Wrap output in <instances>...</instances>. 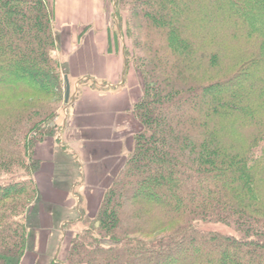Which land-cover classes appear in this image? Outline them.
<instances>
[{
  "label": "trees",
  "instance_id": "1",
  "mask_svg": "<svg viewBox=\"0 0 264 264\" xmlns=\"http://www.w3.org/2000/svg\"><path fill=\"white\" fill-rule=\"evenodd\" d=\"M115 7L139 128L64 264H264V0ZM59 38L51 0H0V264L26 254L66 98Z\"/></svg>",
  "mask_w": 264,
  "mask_h": 264
},
{
  "label": "crops",
  "instance_id": "2",
  "mask_svg": "<svg viewBox=\"0 0 264 264\" xmlns=\"http://www.w3.org/2000/svg\"><path fill=\"white\" fill-rule=\"evenodd\" d=\"M51 1L55 5V19L57 31L60 37L63 34L61 40L69 41L70 39V46H73L74 49L79 50L81 45H83V41L85 40V38L88 36L92 37V40L96 44V47L99 51L97 57L99 59L101 58L100 61L103 62L102 66L97 68L101 71V81H97V78L95 80L92 76H90L92 74L88 73L87 76L84 77L85 80L88 82L84 81L82 82V84L84 83L86 87L91 89V91L85 92L83 98H78V100H75L73 103L74 106H79L77 108V110L80 109L79 117H81V119L87 120V118L91 117L98 119L100 118L99 116L105 115L110 118L111 116L120 114L121 110L123 111V113H125L127 110L128 111L126 113L131 111L134 104L133 102L131 103L129 108L127 107L126 110L124 108L127 106L129 99L126 98L125 95H123L124 88L122 87L124 84L125 74V59L123 46L124 43L122 44V39L120 36L119 40H115V35L116 33L119 34V29L117 27L116 30L112 29V24L107 22L105 15L106 9L103 0ZM75 40L77 42H75ZM60 50L62 51L61 47H59L57 52V56L59 57V59ZM69 57L71 58L70 55ZM83 58H86L85 55L83 56ZM94 58H96V56ZM92 66L94 65L92 64ZM66 76L69 77V75ZM100 87L109 89V92L104 93L101 90L100 92L92 90V88L97 89ZM77 101H80L79 105L76 103ZM88 107H90L91 110L88 109ZM91 113H94V115H90ZM99 121L101 123H96L90 128V135L93 138L96 137V134L97 136H100V132L105 130L104 128H112L111 126L114 125L111 122L109 124H106V122L102 120ZM69 122L70 119H68L67 121L68 124L65 120L62 122L63 127L62 131H60V134L56 139L57 142L55 141L54 143H52L54 145L53 149L52 145L49 146L51 150L48 152V158H46L45 161L42 163L41 170H39L37 175V182L39 185L38 198L39 200L41 199L40 202H43V197L45 194L44 189L47 188L49 191H51L50 203H55L59 205L60 208H62L64 211L62 212V218L60 220H57L55 210L50 209L44 212L38 209V222L41 226L38 227L42 228V225L48 227L47 229L43 227L42 230L46 229L44 231L51 232V230H55L60 232V230L65 231L67 227H75L79 224L80 218H82L81 210L86 211L85 206L80 205V202H84L85 200L84 191H86L84 190L83 185V181H85V178L82 176V171L80 172V170H83L84 168L86 170V168L89 167V164H91L89 161V154L88 162L86 160L87 157H84V153H87L92 144L89 141H78L75 135L72 138V134L75 133L76 128L72 130L69 125ZM53 134H55V132H53ZM72 140H74V142L76 143H73ZM51 141V138H47V140L43 142V144L39 145V148L42 145L45 146V144H49ZM96 143L98 142L95 141V144ZM100 149L102 148L100 147ZM85 177L87 176L85 175ZM86 179H88V177ZM76 196H78L79 198L77 199ZM74 202H76V204L78 205L77 212L79 213V218H72L69 213L71 207H73V209L77 208V206H74ZM63 215H65V217H63ZM40 216H42L46 220L42 221ZM33 217H36L35 214L33 215ZM58 224L60 229H58V227L56 226ZM38 227L35 225L34 227H30L31 229H29L28 227V246L26 254L22 258L20 264H46L47 261H50L42 260V258H40L41 256L39 248H34V250L30 249L32 248L30 247V240L32 235L31 230H33L35 233L38 230ZM34 237L35 235L33 236V239ZM64 237L65 236L63 235V239ZM63 239H60L58 245L55 247L54 253L50 255V258H52L51 264H64V260L66 259L68 250L66 252V255L62 256L63 260H58L61 254L62 247H64L66 243V241L64 240L63 246L60 245ZM49 242L50 241L47 242L46 249H44V253L48 256V250L50 248V246H48Z\"/></svg>",
  "mask_w": 264,
  "mask_h": 264
},
{
  "label": "rangeland",
  "instance_id": "3",
  "mask_svg": "<svg viewBox=\"0 0 264 264\" xmlns=\"http://www.w3.org/2000/svg\"><path fill=\"white\" fill-rule=\"evenodd\" d=\"M103 3L106 9L105 15H106L107 22L112 24V29L116 30V27L119 29L118 27L119 19L117 17L115 0H103ZM122 15L124 17L126 16V14H122ZM62 36L59 38V47H61L62 49V51L60 50L59 60L61 64L63 65V68H65V70L67 71L70 77V82L72 86L71 97H70L69 104L64 103V106L61 110V116L58 120V127L54 131L55 134H53L51 137H48V138H51L52 141L49 144L48 143L45 144V146L42 145L40 148L38 147L37 153L39 155L38 156L39 158L42 157L40 159L43 163L45 159L48 158V152L51 150L49 146L52 145V149H53L54 145L52 143L56 141L57 137L60 134V131H62V127H63L62 122L65 120L67 123L68 119H70L69 125L71 129L73 130L76 128L75 133L72 134V138L75 135L78 141H82V142L89 141L92 144V146L87 151V153H84V157H87L86 158L87 161H88V154H89V161L91 164H89V167H87L86 170L85 168L83 170H80V172L82 171V176L85 178V181H83V185H84V190H86L84 191L85 200L84 202L81 201L80 205L81 206L84 205L87 216L93 218L101 205L102 197L104 195V188L108 185V182H110L111 176L115 175L119 169V166L122 165V162H123L122 159L124 157L123 155L127 153V150L130 147L129 137H131V135L134 134V132L137 131L139 127L133 115L130 114V111L126 113L128 110L125 113H123V111L121 110L120 114L111 116L110 118L105 115H104L105 117L99 116L100 118L98 119L91 117V118H87V120L81 119V117H79L80 109L77 110L79 106L78 107L74 106L73 103L75 100H78V98H83L85 92L91 91V89L86 87L85 84H82V82L85 81L84 77H86L88 73V74H92L90 76H92L95 80L97 78V81H101L102 79L101 71L97 68L101 67L103 62L100 61L101 58L99 59L97 57V55L99 54V51L96 47V44L93 42L92 37L90 36L86 37L85 40L83 41V45H81L79 50H76L73 48V46H70V39L69 41L67 40L62 41L61 40ZM124 40L125 39L122 38V44L123 43L126 44ZM75 42L77 41L75 40ZM69 55L71 56V58L69 57ZM84 55L86 58H83ZM95 56L96 58H94ZM92 64L94 66H92ZM131 70L132 71L129 72V75L127 77L126 85L123 84L122 86L124 88L123 95H125L126 98H129L127 106L124 107L125 110L127 109V107L129 108L132 102L135 103L138 100V97H140L142 93V79L138 73H136L133 69ZM67 73H63V75L65 76ZM90 85H87V86H90ZM102 87L97 88V89H99V91L100 90L103 91L104 93L109 92L108 91L109 89L102 88ZM76 103L79 105L80 101H77ZM88 109L91 110L90 107H88ZM90 115H94V113H91ZM99 120L106 122V124H109L110 122H112V124L114 125L111 126L112 128H104L105 130L101 132L99 131L100 136H97L96 134V137L93 138L90 135V132H91L90 128L96 123H101ZM46 140L47 138L45 139V141ZM74 140H72V142L76 143L74 142ZM95 141L98 143L95 144ZM100 147L102 149H100ZM85 175L88 177V179H86L87 177H85ZM44 192H45L44 197L42 196L43 202H40L41 199L39 200L38 198V200L35 201L33 208L28 213L29 216L27 217V223H28L29 229H31L30 227H34V225L37 227L38 226L41 227L38 222L39 221L38 216H37L38 209L44 212L50 209L55 210L56 219L60 220L62 218L61 217L62 212H64L63 209L60 208V206L55 203H50L51 191L45 188ZM76 197L77 199L79 198L78 196ZM74 206H77V208L73 209V207H71L70 208L71 210L69 213L72 218H77V217L79 218V213L77 212L78 205L76 204V202H74ZM34 214L36 217H33ZM40 217L42 221L46 220L42 216ZM63 217H65V215H63ZM81 219L82 218H80V221ZM56 226L58 227V229H60L59 224ZM39 227L35 233L33 230H31L32 235H31V240H30V247L32 248L30 249L34 250V248H37V249L39 248L40 256H41L40 258H42V260H50L49 262L47 261L46 264H51L52 258H50V255L54 253L55 247L58 245L60 239L61 238L63 239V235H64L65 237L61 241L60 245L63 246L64 240L66 241V243L64 247H62L61 254L58 258V260H63L62 256L66 255L67 250H69L70 248V240H72L73 237H75L76 234L83 228L82 225H77L71 228L67 227L65 231L60 230L61 232L60 233L55 230H51V232L44 231L48 228V227H45L44 225H42V228L43 227L46 228L44 230H42V228H39ZM211 228L217 231H221L223 233L233 234V231L231 229L224 227V226L217 225ZM164 234H167V233H164ZM34 235L35 237L33 239ZM144 238L148 241L154 240V237H144ZM48 241H50L48 244V246H50L48 250L49 256L44 253L45 252L44 249H46V244ZM105 244L110 245L112 243L106 242Z\"/></svg>",
  "mask_w": 264,
  "mask_h": 264
},
{
  "label": "water",
  "instance_id": "4",
  "mask_svg": "<svg viewBox=\"0 0 264 264\" xmlns=\"http://www.w3.org/2000/svg\"><path fill=\"white\" fill-rule=\"evenodd\" d=\"M65 86H66L65 103L69 104L72 88H71V83H70V79L68 76H65Z\"/></svg>",
  "mask_w": 264,
  "mask_h": 264
}]
</instances>
